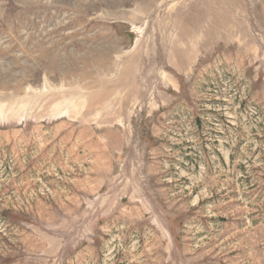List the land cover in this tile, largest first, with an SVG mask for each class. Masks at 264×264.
I'll use <instances>...</instances> for the list:
<instances>
[{
    "label": "rangeland",
    "instance_id": "374dc122",
    "mask_svg": "<svg viewBox=\"0 0 264 264\" xmlns=\"http://www.w3.org/2000/svg\"><path fill=\"white\" fill-rule=\"evenodd\" d=\"M0 264H264V0H0Z\"/></svg>",
    "mask_w": 264,
    "mask_h": 264
}]
</instances>
